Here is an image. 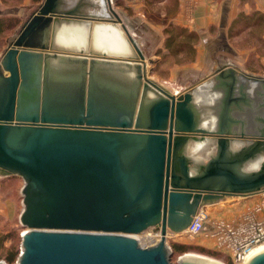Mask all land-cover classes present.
<instances>
[{
  "label": "water",
  "instance_id": "obj_1",
  "mask_svg": "<svg viewBox=\"0 0 264 264\" xmlns=\"http://www.w3.org/2000/svg\"><path fill=\"white\" fill-rule=\"evenodd\" d=\"M108 2L112 20L106 0H44L0 61V176L25 181L19 264H174L170 233L264 191L263 74L219 64L172 92ZM209 259L177 264H224Z\"/></svg>",
  "mask_w": 264,
  "mask_h": 264
},
{
  "label": "rangeland",
  "instance_id": "obj_2",
  "mask_svg": "<svg viewBox=\"0 0 264 264\" xmlns=\"http://www.w3.org/2000/svg\"><path fill=\"white\" fill-rule=\"evenodd\" d=\"M43 1L44 0H0V17L14 16L20 19V23L17 26L0 33V61L9 46L11 37H16V31L21 30L23 24L26 22L27 14L36 11ZM198 1L199 0H114L112 4L115 11L123 18L130 32L134 34L135 39L138 40L150 67V60L156 48V53L162 57L163 67H160V65L156 66V68L154 67L153 72L149 73V78L170 87L172 92L178 91L184 93L188 90V88L185 87L188 83L190 86L192 85L190 88L193 87V89H195L199 87L201 82L198 78L194 79L192 82H182L179 73L184 69H177L194 58L193 53L195 49L190 50L188 49L189 46L186 48L183 44H180L183 40H187L185 37L186 34L184 35V33L193 32L197 35V38L192 39L190 42L193 45L195 43L198 44L200 41V34L196 29L172 21L181 3L184 2L186 9H191L189 12L191 13L194 12L192 10H195ZM207 1L209 4L214 3L218 5L217 11L219 12V18H221V12L227 0ZM255 1L256 0L228 1V5L231 4L232 9L228 15L227 33L233 46L240 50L244 49L248 53L246 59L248 66L251 68L259 67L260 70H264V12L257 9ZM108 11L111 13L110 10ZM112 17L115 18L113 15ZM171 22L175 24L173 28L169 27ZM166 28L179 35L170 50L165 47L167 39V34L165 32ZM212 29L213 31L219 30V24L213 25ZM144 31H148L149 34L142 35ZM159 35L162 39L161 46H158V43H156V39L159 40L160 38ZM149 37H155L153 39L155 44L148 50L145 41ZM183 48L186 49L181 51ZM244 67L246 68V61L244 62ZM172 70H174L175 74L172 80H169L171 79ZM24 184L25 181L21 176H0V260L5 261L7 264H19L18 260L23 251V234L28 230L21 222V214L24 209V195L22 192ZM244 198L246 197L226 200L216 205L214 208L211 206L206 209L211 218L218 216L219 218L228 219L232 214L242 210L246 206V199ZM235 219L237 220L238 218ZM156 232V229L150 228L146 232L140 234L139 237L144 242L148 234L155 235ZM173 234L170 233V237H168V244L171 247L177 243L182 244L186 246L188 250L186 253L200 254L212 258V260H218V258L208 254V252H212L211 250H215L214 248L208 249L198 243V241L205 242L209 246L214 247L215 241L211 238L205 236L199 240L198 236H191L184 231L183 234H179L180 239H176L178 237H173ZM158 236L156 235L157 238H159ZM150 243L152 242L147 241L145 244L150 245ZM184 253H176L173 257L174 262L177 263L178 257ZM9 258L12 259L9 260Z\"/></svg>",
  "mask_w": 264,
  "mask_h": 264
},
{
  "label": "crops",
  "instance_id": "obj_3",
  "mask_svg": "<svg viewBox=\"0 0 264 264\" xmlns=\"http://www.w3.org/2000/svg\"><path fill=\"white\" fill-rule=\"evenodd\" d=\"M229 0L226 1V5L224 6L222 12H221V18H219V12L217 11L218 5H215L214 3L209 4L207 0H199L197 2V6L195 10H192L194 12H190V8L186 9V6L184 5V2L179 5V9L173 16V20L175 23L184 24L186 26L191 27L192 29H196L200 34V41L195 43L193 46L194 50V58L190 59L188 63L185 65L178 67L177 69L181 68L184 69L180 71L179 76H181L182 82H192L194 79L198 78L200 81H208V80H216V65L219 64H227L228 67L235 68L242 70L250 75H262L264 76V70H260L258 67L251 68L247 64V56L248 53L246 50H240L237 47L233 46V44L229 40V36L227 33V24L229 20V14L231 12V4L228 5ZM257 9L264 12V0H256ZM107 8H109V2L106 0ZM114 3V0H111V4ZM107 9V10H108ZM115 10V9H114ZM113 18V17H112ZM191 18V19H190ZM219 24V30L213 31V25ZM114 27L120 28L122 32V28L118 25H114ZM123 34V32H122ZM149 34L148 31H144L142 35ZM134 36V34L132 33ZM141 36V35H140ZM160 37V35H159ZM158 37V38H159ZM135 38V37H134ZM155 37H149L146 39V45L147 49L149 50L154 44ZM163 38V37H162ZM164 39V38H163ZM161 41V42H160ZM156 43H158V46L162 45V39L161 37L159 40L156 39ZM156 50V48H155ZM154 52L156 53V51ZM153 54V57L151 60L153 63L151 66L155 67L160 65V67H163V60L162 57L156 53ZM246 61V68L244 67V62ZM149 64V63H148ZM150 67V66H149ZM190 67V68H188ZM192 69V70H189ZM174 70H172L171 79L174 77ZM185 86V85H184ZM188 86V87H187ZM185 86L188 88V90L193 89L190 88V84ZM199 88V87H198ZM197 89V88H195ZM178 92V91H177ZM242 197V196H239ZM239 197H232L228 198L225 197L224 199L220 200L218 203L207 205L205 208L208 207H216V205H219L220 203H223L226 200L231 199H238ZM246 206L232 214L228 219L225 220H236L235 218H239L245 211H247L250 208L255 207L256 205L263 204L264 205V191L259 192L254 195L246 196ZM235 201V200H233ZM213 219H224L219 218L216 216L215 218L210 217V221H207L205 226V231L201 234L197 235L198 239H202L203 237H209L212 240H214L208 233L212 230L213 225L211 223V220ZM173 234V233H172ZM180 234V233H179ZM179 234H173V237H178L176 239H180ZM215 241V240H214ZM199 244H201L204 247H207L208 249H215L219 250L216 242L215 246L211 247L205 242L198 241ZM221 251V250H219ZM226 256L230 257V255L222 251ZM218 261L228 264L227 261H224L222 259H218Z\"/></svg>",
  "mask_w": 264,
  "mask_h": 264
},
{
  "label": "built area",
  "instance_id": "obj_4",
  "mask_svg": "<svg viewBox=\"0 0 264 264\" xmlns=\"http://www.w3.org/2000/svg\"><path fill=\"white\" fill-rule=\"evenodd\" d=\"M210 215L206 208L198 211L196 221L185 230L191 236L205 231ZM208 233L219 250L227 252L234 264H244L248 255L264 245V205L259 204L245 211L237 220L213 219Z\"/></svg>",
  "mask_w": 264,
  "mask_h": 264
},
{
  "label": "trees",
  "instance_id": "obj_5",
  "mask_svg": "<svg viewBox=\"0 0 264 264\" xmlns=\"http://www.w3.org/2000/svg\"><path fill=\"white\" fill-rule=\"evenodd\" d=\"M35 1H41V0H35ZM19 23H20V19L14 17V16H2V17H0V33L4 32L7 29L14 28ZM173 25H175V24L171 22L169 27L173 28ZM167 29L168 28L165 29V32L167 34L165 47L170 50V49H172V46H173L174 42L178 39L179 35L173 33V31H170ZM185 34H186L185 37L187 38V40H183L182 43H180V44H183L186 48L189 46L188 49L193 50L194 46L190 42L192 39H196L197 35L193 32H187V33H184V35ZM181 36H183V35H181ZM186 48L181 49V51H184ZM172 248L174 250V256L176 255V253L181 254L184 252L186 253L188 251L186 249V246H184L182 244H178V243L172 245ZM211 251L212 252H210V253L208 252V254H210L211 256L218 258V259H222L224 261H227L228 264H234L231 257L226 256L222 251H219V250H211ZM12 258H14V257H12ZM12 258H9V260ZM172 260L174 262V258ZM174 264H177V263L174 262Z\"/></svg>",
  "mask_w": 264,
  "mask_h": 264
},
{
  "label": "bare ground",
  "instance_id": "obj_6",
  "mask_svg": "<svg viewBox=\"0 0 264 264\" xmlns=\"http://www.w3.org/2000/svg\"><path fill=\"white\" fill-rule=\"evenodd\" d=\"M109 10V9H108ZM108 13H109V15H110V17H111V20L112 19H114V18H112V15H111V13L108 11ZM113 23V22H112ZM114 25H118V26H120L121 28H122V26L120 25V24H116V23H113ZM122 32H123V34H122ZM122 32H121V34L122 35H126L127 36V34L123 31V29H122ZM184 233V232H183ZM183 233H180V234H183ZM150 235L151 234H148L147 236H146V238H145V240L146 241H144L143 242V240L139 237L140 235H137V238L140 240V242L142 243V244H145V243H147V241L148 242H151L152 240L150 239ZM260 249H264V245H262V246H260V247H258L255 251H257V250H260ZM254 251V252H255ZM211 262H216V261H214V260H212V259H209ZM212 264H215V263H212ZM218 264V263H217Z\"/></svg>",
  "mask_w": 264,
  "mask_h": 264
},
{
  "label": "clouds",
  "instance_id": "obj_7",
  "mask_svg": "<svg viewBox=\"0 0 264 264\" xmlns=\"http://www.w3.org/2000/svg\"><path fill=\"white\" fill-rule=\"evenodd\" d=\"M253 88L256 87L255 84L252 85ZM203 148V144H196L192 149H191V157H195L196 153H198L201 149Z\"/></svg>",
  "mask_w": 264,
  "mask_h": 264
}]
</instances>
